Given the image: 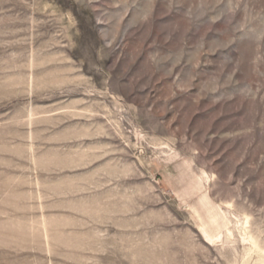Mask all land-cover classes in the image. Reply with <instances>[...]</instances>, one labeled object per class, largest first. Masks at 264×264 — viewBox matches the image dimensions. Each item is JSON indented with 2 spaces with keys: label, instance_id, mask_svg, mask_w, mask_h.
<instances>
[{
  "label": "rangeland",
  "instance_id": "rangeland-1",
  "mask_svg": "<svg viewBox=\"0 0 264 264\" xmlns=\"http://www.w3.org/2000/svg\"><path fill=\"white\" fill-rule=\"evenodd\" d=\"M0 264H264V0H0Z\"/></svg>",
  "mask_w": 264,
  "mask_h": 264
}]
</instances>
